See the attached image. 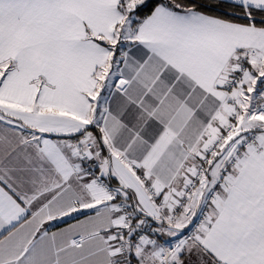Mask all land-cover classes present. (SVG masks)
I'll list each match as a JSON object with an SVG mask.
<instances>
[{
  "label": "snow or ice",
  "instance_id": "6c2138e0",
  "mask_svg": "<svg viewBox=\"0 0 264 264\" xmlns=\"http://www.w3.org/2000/svg\"><path fill=\"white\" fill-rule=\"evenodd\" d=\"M0 264H264V0H0Z\"/></svg>",
  "mask_w": 264,
  "mask_h": 264
}]
</instances>
